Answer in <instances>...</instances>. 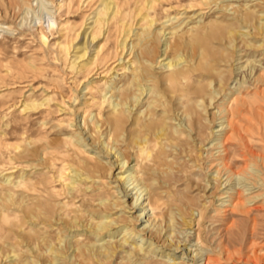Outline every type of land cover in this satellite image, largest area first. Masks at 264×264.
<instances>
[{
    "label": "rangeland",
    "instance_id": "obj_1",
    "mask_svg": "<svg viewBox=\"0 0 264 264\" xmlns=\"http://www.w3.org/2000/svg\"><path fill=\"white\" fill-rule=\"evenodd\" d=\"M59 2H65L64 6L58 8ZM49 5L42 0L26 9L25 14L23 8L17 11L15 0H0V203L4 196L7 198L14 192V184L20 176L21 179H39L47 171L40 165L41 152L33 163L25 157L26 149L33 145L57 140L56 152L65 156L60 148L66 141H73L83 146L84 152L80 153L83 158L99 159L106 164L114 161L100 151L97 143H92V135L84 124L97 120L102 100V118L105 116L111 108L109 102L115 101L112 94L132 75V68L137 65L135 57L140 54L139 45L134 44L146 27L145 22L149 25V20H153L148 29L160 36L162 45L168 46L173 41L170 28L174 26L176 35L189 43L191 38L204 36L206 29L218 23L232 22L241 13H254L253 25L237 28L236 41L224 44L208 40L213 48L228 49L229 60L219 62L221 65L216 63L215 67H222L226 77L233 71V77L226 79L219 93L213 91L214 82L207 88L205 99L209 92L216 97L203 113L206 129L201 138L194 132L189 133L188 127L181 124L183 118L167 120L166 131L174 134L183 131V138L190 144L185 146L180 141L171 144L158 139L157 147L153 145V156L160 150V156L163 154L152 166L157 170L155 173L168 174V182L160 175L153 181L156 185L158 182L165 203L153 210L146 207L135 224L139 231L152 214L151 218L155 217L167 230V218L173 217L172 243L179 242L180 247L175 249L174 245L164 242L167 234L163 229L160 241L153 244L160 250L155 249L151 264H173L166 253L177 257L175 264H193V254L198 252V264H264V161L258 158L264 156V0H58L53 6ZM49 19L55 21L50 28ZM38 31L45 34V42L39 38ZM92 36L96 38L90 43ZM86 46V56L80 57ZM163 48L164 45L160 50ZM190 54V51L183 54V65L192 66L198 60L193 55L192 61ZM240 54L244 57L238 60ZM162 58L157 55L151 59L149 74L163 77L169 73ZM246 59L252 61L251 65H246ZM240 63L246 66L235 70ZM200 74L191 75L192 83L210 80V74L204 77ZM244 78L246 81L239 84L238 80ZM150 85L151 82H147L144 88L148 90ZM235 87H238L235 99L227 102V96ZM150 95L148 91L142 95L138 108L145 111ZM136 107L132 113L137 111ZM161 110L159 108L157 113ZM223 120L230 124L218 130V123ZM217 135H224L226 139L223 148L217 144ZM100 140L106 142L108 138L103 133ZM18 145L20 148L16 149ZM126 148L122 143L119 151L123 153ZM19 150L24 155L21 159L16 155ZM129 152L132 166L135 161L133 152ZM48 153L55 151L48 149ZM118 171L114 168L104 180L112 189H116L114 175ZM54 187L61 189L60 182H54ZM120 196L122 193L118 194ZM109 200L113 201V197ZM78 201L75 200L76 206ZM96 203L99 200H95ZM12 209L13 205L9 204L0 213V235L7 233L15 221ZM136 209L122 212L118 207L112 212L129 220L130 215L140 214ZM4 216L8 223L3 222ZM185 221L191 225H186ZM27 230L25 224L23 231ZM116 234L101 240H98L101 236L90 237L100 244L107 240L119 241L121 235ZM133 238L136 239L134 234L129 241ZM72 239L71 234L63 237L69 242ZM10 246L11 242L4 244L6 249ZM189 251L192 252L188 254ZM72 253L71 248L69 254ZM122 255L112 264H126L125 259H120ZM9 256L3 257L2 263L14 260L12 252Z\"/></svg>",
    "mask_w": 264,
    "mask_h": 264
},
{
    "label": "bare ground",
    "instance_id": "obj_2",
    "mask_svg": "<svg viewBox=\"0 0 264 264\" xmlns=\"http://www.w3.org/2000/svg\"><path fill=\"white\" fill-rule=\"evenodd\" d=\"M44 1H48V4L53 6L58 0ZM15 2L17 11L23 8L22 12L26 14L28 13L26 9L31 8L34 3H41L42 0H15ZM64 4L65 2H59L57 6L61 8ZM253 14L241 13L232 22L218 23L211 29H206L207 32L204 36L196 35L191 38L189 43H184L183 37L176 35L174 26L170 28L173 41L168 46L163 44L162 51L160 50L163 46L159 41L160 36L147 27L153 20H149V25L145 22L146 27L136 38V44L133 43L135 46L139 45L140 54L135 57L137 65L132 68V75L127 77L117 93L112 94L115 101L109 102L111 108L104 113L105 116L102 118L104 104V100H102L96 115L97 120L91 124H84L87 125L88 133L90 132L92 135V143H97L100 151L107 154L108 157H113L114 161L106 164L99 159L83 158L80 156V153L84 152L83 146L73 141H66V145L60 148V151H65V156H60L56 152L57 140L56 142H45L39 146L33 145L30 149H26L25 157L30 163H33L41 152L42 163L40 165L47 171L41 172L42 176L39 179H21L22 176H20L14 184V195L12 193L7 198L4 196L0 203V213L5 211L10 204V206L13 205L12 210L16 215L15 221L10 224L11 227L7 233L0 235V264H4V262L2 263L3 257L5 259L10 257L9 253L11 252L15 258L7 264H112L113 260L122 254L120 259H125L126 264H151L150 258L156 255L155 249H158V246H153V244L160 241L163 229L164 234H167L164 242L167 241L171 246L174 245L175 249L179 248V242L172 243L171 232L174 225L172 216L167 218L169 219L167 230L162 223L155 220V217L151 218V214L145 221L147 225L136 231L135 222L140 221V216L144 214L146 207L153 210L154 207H160L162 202L165 203L162 201L163 197L159 191L158 182L156 185L153 181H156L157 176L160 175L162 180L165 178L164 182H168L166 181L168 174L166 172L155 173L157 170L152 166L156 163L157 157H161L163 154L160 156V150L156 156H153V145L157 147L158 139H163L171 144H174L175 141H180L185 146L190 144L183 138L182 130L177 133L179 137L173 132L166 131L167 120L172 117L181 120L183 118L181 124L184 123L188 127L189 133L194 132L198 138L203 136L206 129L203 113L216 97L212 92H209L208 99H205L207 88L214 82L213 91L219 93L223 89L222 85L226 79L229 77L230 80L233 77V71L226 77L222 67H215L216 63L221 65L219 62L224 63L229 60L228 49L226 47L213 48L208 44V40L224 44L236 41L237 28L242 25H253L255 17ZM54 24L53 19L47 21L48 28ZM38 35L45 42V34L38 31ZM95 38L92 36L90 43ZM87 49L86 46L80 57L86 56ZM189 51L191 52L189 58L192 61L194 60L193 55L198 57L192 66L188 65L189 63L182 64L185 59L183 54L187 55ZM157 55L163 56L161 62L165 61V66L170 70L166 76L157 77L148 72V64ZM243 57L240 54L237 58L241 60ZM245 61L246 65H251V60L246 59ZM246 65L240 63L235 70L244 68ZM250 69L252 70L251 67ZM199 72L202 77L205 74H210V80L192 83L191 75ZM245 81V78L239 79L238 83L242 84ZM147 82H151L148 90L144 88ZM237 90L238 87H235L234 91L227 96V102L235 99L234 95ZM146 91L151 95L150 101H146L147 107L144 111L138 108V105ZM193 98L194 101H192ZM134 107L137 111L132 113ZM159 108L162 110L157 113ZM229 124V121L226 123L224 120L220 121L218 130L225 129ZM103 133L108 138L106 142L100 140ZM216 139L217 144L222 145L223 148L226 140L224 135H217ZM122 143H125L127 147L123 153L119 151V146ZM113 144L116 146L113 147ZM19 148L18 145L16 149ZM48 149L54 150L55 153H48ZM130 150L133 152L135 161L132 166L130 165ZM16 155L17 159H21L23 151H17ZM258 158L262 162L264 161V156ZM262 164L264 166V162ZM248 166L251 167L252 164ZM114 168L119 169L114 175L118 191L115 188L112 189L110 183L104 181ZM57 181L60 182L61 189L59 190H55L54 187V182ZM96 181H100V183ZM120 193L122 196L118 197ZM144 195H146L145 198H143ZM109 197H113V201H110ZM76 199H79L77 206L75 205ZM127 199H130L131 202H128ZM95 200H99V203L94 204ZM118 207L122 212H125L123 211L125 209L132 211L137 208L136 210L140 211V214L130 215L129 220L121 215L114 216L115 213L112 211ZM2 220L4 223H8L5 216ZM131 221L134 223L130 224ZM185 223L191 225V222L185 221ZM25 224H27V231H23ZM69 229H75V231L71 232ZM115 233L121 235L119 241L107 240L106 243L96 244V241L103 239L104 236L114 237ZM68 234L74 237L70 242L63 240V237ZM133 234L136 239L133 238L132 241H129ZM93 235L101 236V238L93 240L90 237ZM8 242H11V246L6 249L4 244ZM23 244H25L24 250H22ZM71 248L73 253L69 254ZM191 252L189 251L188 254ZM198 253L193 254L192 259H195L193 264L199 262L196 258ZM166 255L169 260L173 261V264L176 263L175 258L177 257L170 253H166Z\"/></svg>",
    "mask_w": 264,
    "mask_h": 264
}]
</instances>
